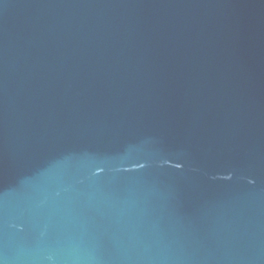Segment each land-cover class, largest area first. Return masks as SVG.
Listing matches in <instances>:
<instances>
[{
  "label": "water",
  "instance_id": "95a60500",
  "mask_svg": "<svg viewBox=\"0 0 264 264\" xmlns=\"http://www.w3.org/2000/svg\"><path fill=\"white\" fill-rule=\"evenodd\" d=\"M0 264H264V0H0Z\"/></svg>",
  "mask_w": 264,
  "mask_h": 264
}]
</instances>
